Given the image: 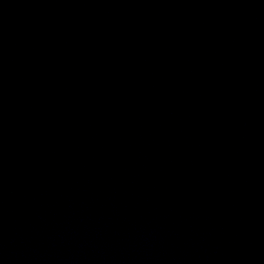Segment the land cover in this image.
<instances>
[{
  "label": "water",
  "instance_id": "water-1",
  "mask_svg": "<svg viewBox=\"0 0 264 264\" xmlns=\"http://www.w3.org/2000/svg\"><path fill=\"white\" fill-rule=\"evenodd\" d=\"M0 264H264V0H0Z\"/></svg>",
  "mask_w": 264,
  "mask_h": 264
}]
</instances>
